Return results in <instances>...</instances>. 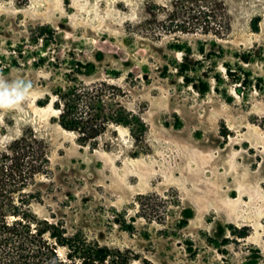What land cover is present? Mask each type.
I'll return each instance as SVG.
<instances>
[{"label": "rangeland", "instance_id": "rangeland-1", "mask_svg": "<svg viewBox=\"0 0 264 264\" xmlns=\"http://www.w3.org/2000/svg\"><path fill=\"white\" fill-rule=\"evenodd\" d=\"M222 34L175 29L178 0H0V82L27 98L0 109V149L25 133L50 170L33 208L135 264H264V0H224ZM113 84L93 147L59 123L61 87Z\"/></svg>", "mask_w": 264, "mask_h": 264}, {"label": "trees", "instance_id": "trees-1", "mask_svg": "<svg viewBox=\"0 0 264 264\" xmlns=\"http://www.w3.org/2000/svg\"><path fill=\"white\" fill-rule=\"evenodd\" d=\"M175 29L222 34L230 28L224 0H178ZM87 87L75 82L57 92L59 123L78 135V141L99 145L110 122L134 126L142 119L124 108L101 107L106 96L118 97L113 84ZM47 144L34 133H25L0 149V264H135L140 256L128 247H111L90 238L83 230L70 232L59 220L35 212V195L29 187L50 170Z\"/></svg>", "mask_w": 264, "mask_h": 264}, {"label": "clouds", "instance_id": "clouds-1", "mask_svg": "<svg viewBox=\"0 0 264 264\" xmlns=\"http://www.w3.org/2000/svg\"><path fill=\"white\" fill-rule=\"evenodd\" d=\"M30 85L25 82H0V109H12L27 98Z\"/></svg>", "mask_w": 264, "mask_h": 264}]
</instances>
